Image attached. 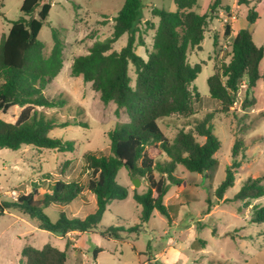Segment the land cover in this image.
<instances>
[{
	"label": "rangeland",
	"instance_id": "rangeland-1",
	"mask_svg": "<svg viewBox=\"0 0 264 264\" xmlns=\"http://www.w3.org/2000/svg\"><path fill=\"white\" fill-rule=\"evenodd\" d=\"M213 0H198V13H210L206 35L201 50H190L188 61L191 65L203 64L202 72L193 86L200 93L194 98V114L182 116L174 114L158 121L164 134L173 141L179 131L192 132L203 143L205 139L195 131V125L204 119L214 129L221 140V148L216 153L218 165L208 173H191L182 165H177L175 177L179 185H172L164 203L170 219L155 210L146 223L141 222L142 207L134 199V194L148 190L146 178L133 177L126 168L119 170L117 181L128 189L129 195L123 200H113L108 204L101 223L92 232H80L59 237L47 230L37 229V220H29L18 210L6 209L0 214V264H20L21 251L25 246L42 248L45 244L64 250L67 249L66 264H264V221L252 222L257 208L264 207V197L252 200L232 201L249 178L264 175V80H259L246 100V88L235 97L234 104L225 110L220 101L211 98L208 78L229 62L232 53V38L242 27L250 30L253 41L264 46V0H222V8L210 12ZM24 0H0V41L7 34L12 21L21 16ZM52 4L50 14L44 22L39 40L45 43L44 54L51 52L54 40L53 29L64 45V65L58 76L45 89L49 98L63 99L62 108H41L56 122L85 121L87 126L69 125L51 130L52 137L64 141H74L73 152H58L48 148L23 145L18 150H0V205L16 201L12 191L29 193L34 185L44 183L41 192L47 189L44 181L61 180L86 185L89 171L84 154L87 151L109 152L108 132L118 123L129 121L125 109L117 115L116 104H103L100 93L93 89L92 83L85 82L82 76L71 74L74 58L86 55L96 40L111 36L114 17L122 8L125 0H49ZM225 6L230 8V17ZM176 11L174 0H142L141 29L149 20L154 24L159 18L152 14V8ZM250 8H255L260 18L256 23L247 21ZM221 10V11H220ZM37 13V12H36ZM235 17V18H234ZM231 24V36L224 34L225 24ZM154 31H145V46L136 45V51L148 59L152 49ZM127 34L115 44L119 51L127 43ZM216 38V43L214 42ZM264 72V61L261 64ZM129 74L135 86L136 74L130 65ZM192 88V87H191ZM22 108L13 107L0 116L14 122ZM243 141L239 159L242 165L236 169L235 184L229 188L224 198L218 201L215 191L226 176V168L232 163V148L236 141ZM155 161L166 162L169 158L160 149L150 146L147 149ZM157 179L162 175L154 171ZM135 179L140 185L135 187ZM41 182V183H40ZM264 185V180L262 181ZM84 203L76 199L70 204H52L45 213L55 222L61 211L69 216L84 218L96 208V202L87 194ZM225 199H229L226 201ZM141 224L138 231L132 228ZM109 227L116 228L115 235L104 233ZM207 242L202 248L200 242ZM100 250L97 257L94 251ZM156 256V257H155Z\"/></svg>",
	"mask_w": 264,
	"mask_h": 264
},
{
	"label": "trees",
	"instance_id": "trees-1",
	"mask_svg": "<svg viewBox=\"0 0 264 264\" xmlns=\"http://www.w3.org/2000/svg\"><path fill=\"white\" fill-rule=\"evenodd\" d=\"M174 1L176 11L153 7L151 12L159 18V22L154 24L147 20L143 30L140 27L143 20L142 0H125L114 17L111 36L96 40L88 54L74 58L71 74L82 76L85 82L92 83L103 104H116L117 115L125 109L129 116L128 122L118 123L108 132L109 152L87 151L84 154L89 171L86 185L58 180L51 193H40L42 185H34L29 193L21 194L16 201L0 205V214L5 209L18 210L27 219L37 220L40 229L60 237L75 231L92 232L101 223L108 204L129 195L128 189L117 181L119 170L124 167L133 177L146 178L148 182L146 192L134 194V199L142 207L141 222H148L155 210L170 219L164 200L171 186L179 185L180 181L175 177L177 165L198 174L208 173L218 165L215 155L221 148V140L207 119L195 125L196 133L205 139L203 143L192 132L184 130L179 131L171 141L158 123L160 119L174 114L193 115V100L200 98L193 84L202 72L203 64L191 65L188 54L190 50H201L210 13L200 14L194 9L198 0ZM238 3L248 1L238 0ZM51 7L49 0H24L22 16L12 21L8 33L1 38L0 115L17 106L22 110L14 122L0 116V150H18L23 145H32L58 152H73L75 142L52 137L51 130L69 125H88L78 120L58 123L41 110L62 108L66 103L63 99L49 98L44 94L64 65V45L58 36V29H53L54 45L48 56L44 54L45 43L39 40ZM219 8H222V0H213L210 12L216 13ZM224 9L230 17L229 6ZM259 18L255 8H250L247 21L254 24ZM147 30L154 31V35L146 60L137 53L136 45H146L144 34ZM232 30L231 24L226 23L224 34L231 36ZM125 34L128 36L126 45L119 51L114 50V44ZM231 46L230 61L222 63L207 81L211 98L220 101L225 110L234 104L243 85L247 100L257 82L264 80V72H261L264 46L255 44L250 30L242 28L236 32ZM130 65L136 74L134 87L129 74ZM150 146L163 151L169 160L155 161L147 151ZM242 148L243 141L236 139L232 148V163L226 168V176L215 191L218 201L235 184L236 169L242 165L239 159ZM154 171L162 177L157 179ZM263 180L264 175L246 180L232 201L264 197ZM84 192L93 194L96 201L95 210L84 218L69 216L61 211L53 222L45 213L50 205L70 204ZM262 221L264 207L257 208L252 218V222ZM140 226L136 225L132 230L138 231ZM116 230L109 227L104 233L112 236ZM196 242H200L202 248L207 245L203 239L195 240L193 245ZM70 245L68 241L64 250L51 244H45L40 249L25 246L21 251L20 264H66ZM99 252L94 251L95 258Z\"/></svg>",
	"mask_w": 264,
	"mask_h": 264
},
{
	"label": "crops",
	"instance_id": "crops-1",
	"mask_svg": "<svg viewBox=\"0 0 264 264\" xmlns=\"http://www.w3.org/2000/svg\"><path fill=\"white\" fill-rule=\"evenodd\" d=\"M221 11V10H220ZM233 29V28H232ZM240 29H242V27H240L236 32H238ZM234 31L232 30V33H233ZM58 180H56V181H54V183H52V181L50 182L49 180L48 181H44V182H46V184H45V186H47V189L46 190H44V192H41L40 190L41 189H43V186H44V183H41L40 185H42V187H40L39 188V191H40V193H45V192H49V193H51L52 192V189H53V187H54V185L56 184V182H57ZM91 194L90 192H84L83 193V195L79 198L80 200H82V202H83V204L84 203H86V202H84V197L87 195V194ZM92 195V198H93V200L90 202V203H95L96 201H95V197H94V195L93 194H91ZM62 206V205H61ZM5 211H6V209H5ZM71 216H76V215H71ZM38 230L40 229V228H38V227H36ZM78 233H80V232H78V231H75V232H71V233H69L67 236H70L71 234H78ZM60 237V236H59ZM156 257V256H155Z\"/></svg>",
	"mask_w": 264,
	"mask_h": 264
},
{
	"label": "built area",
	"instance_id": "built-area-1",
	"mask_svg": "<svg viewBox=\"0 0 264 264\" xmlns=\"http://www.w3.org/2000/svg\"><path fill=\"white\" fill-rule=\"evenodd\" d=\"M235 18V17H234ZM242 87H245V85H243ZM11 196L14 200L18 199V193L16 191H12Z\"/></svg>",
	"mask_w": 264,
	"mask_h": 264
},
{
	"label": "water",
	"instance_id": "water-1",
	"mask_svg": "<svg viewBox=\"0 0 264 264\" xmlns=\"http://www.w3.org/2000/svg\"><path fill=\"white\" fill-rule=\"evenodd\" d=\"M134 183H135V187H138L140 185L139 179H135Z\"/></svg>",
	"mask_w": 264,
	"mask_h": 264
}]
</instances>
